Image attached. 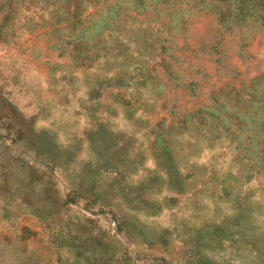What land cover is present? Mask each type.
Listing matches in <instances>:
<instances>
[{"label": "rangeland", "instance_id": "rangeland-1", "mask_svg": "<svg viewBox=\"0 0 264 264\" xmlns=\"http://www.w3.org/2000/svg\"><path fill=\"white\" fill-rule=\"evenodd\" d=\"M0 264H264V0H0Z\"/></svg>", "mask_w": 264, "mask_h": 264}]
</instances>
